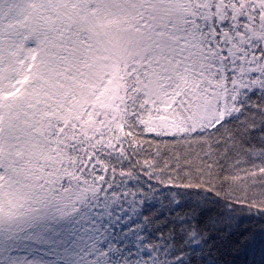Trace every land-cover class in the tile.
Returning <instances> with one entry per match:
<instances>
[{
    "label": "snow or ice",
    "instance_id": "1",
    "mask_svg": "<svg viewBox=\"0 0 264 264\" xmlns=\"http://www.w3.org/2000/svg\"><path fill=\"white\" fill-rule=\"evenodd\" d=\"M238 211L264 0H0V264H221Z\"/></svg>",
    "mask_w": 264,
    "mask_h": 264
},
{
    "label": "trees",
    "instance_id": "2",
    "mask_svg": "<svg viewBox=\"0 0 264 264\" xmlns=\"http://www.w3.org/2000/svg\"><path fill=\"white\" fill-rule=\"evenodd\" d=\"M219 210L221 213L227 212L223 207ZM236 222L242 229L252 232L253 239L239 248H222L221 264H264V216L238 211Z\"/></svg>",
    "mask_w": 264,
    "mask_h": 264
}]
</instances>
